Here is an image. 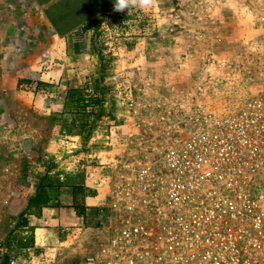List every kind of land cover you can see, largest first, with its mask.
Here are the masks:
<instances>
[{
	"label": "rangeland",
	"instance_id": "1",
	"mask_svg": "<svg viewBox=\"0 0 264 264\" xmlns=\"http://www.w3.org/2000/svg\"><path fill=\"white\" fill-rule=\"evenodd\" d=\"M226 1H232L238 12L226 16ZM114 2L14 0L21 37L10 40L5 32L1 33L0 52L4 53H0V59L6 60L10 68L26 43L34 41L42 46L43 70L41 78L29 79L38 85L18 87L15 94L19 95L10 98L0 87V262L16 256L25 258L27 264H78L88 248L97 246L101 225L109 215L100 207L103 201L95 208H86L83 215L66 202L59 204L63 208L59 238L71 243L59 249V263L49 262L46 252L32 245L19 246V239H25L19 235L25 228H19V217L38 184L43 179L53 185L72 182L67 180L63 164L69 153L62 150L68 138L66 132L62 134L66 128L62 126L71 120V113L70 107L60 101L70 95L68 86L76 76L67 75L69 71L55 73V69H62L67 48L75 53L74 63L96 67L93 80L103 67L107 99L119 90L122 102L134 107L133 118L125 128L128 133L123 139L118 132L114 136L121 138L118 141L125 155L116 158L108 169L112 173L108 184L116 179V168L121 169L122 163L136 157H158L171 141V127L178 116L194 104L224 109L241 104V92L264 90L257 87L264 83V0H155L147 9L124 12H115ZM214 10L218 19H214ZM94 19L99 21L97 29L84 30ZM34 31V39L26 35ZM50 36H57L61 42L55 61L46 51ZM12 43H16V49ZM77 45L83 48L81 53L80 49L75 51ZM56 63H60L58 67ZM135 64L138 67L134 69L140 72L135 77L139 88L132 86L131 77L118 88L106 83L116 69ZM50 72L55 76L43 78ZM76 89L75 96L78 90L86 95L89 92L87 86ZM139 91L145 96L138 97ZM33 93L45 97L42 108L30 99ZM134 98L142 102L135 104ZM89 139L81 137L84 143ZM84 197V193L78 195L79 207ZM27 248H33L34 255L25 257L22 251ZM41 253L45 255L43 262L36 257Z\"/></svg>",
	"mask_w": 264,
	"mask_h": 264
},
{
	"label": "built area",
	"instance_id": "2",
	"mask_svg": "<svg viewBox=\"0 0 264 264\" xmlns=\"http://www.w3.org/2000/svg\"><path fill=\"white\" fill-rule=\"evenodd\" d=\"M171 128L158 157L116 168L99 242L78 264H264V90L194 104Z\"/></svg>",
	"mask_w": 264,
	"mask_h": 264
},
{
	"label": "crops",
	"instance_id": "3",
	"mask_svg": "<svg viewBox=\"0 0 264 264\" xmlns=\"http://www.w3.org/2000/svg\"><path fill=\"white\" fill-rule=\"evenodd\" d=\"M13 3L14 0H0V38H2V34L4 32L6 33L5 38L10 40H15L21 37L20 33L17 32L18 29H20V27H17V24L21 25V22L16 20L19 19V16L13 9L14 6H16ZM226 3V7L229 10H227L226 16L234 15V13L238 12L235 11L234 7L236 5L232 4V1H226ZM216 12L217 10H214V19H218V14ZM26 35L28 37L32 36V39H34L36 32H26ZM50 39V47L46 48V51L48 52V55L51 54L50 56L52 61H55L54 59L58 57L57 51L59 50V45H61V42L58 41L57 36H50ZM40 45L41 43L36 45L34 41L29 44L26 43L24 52L22 55H19V58L17 57L13 60V64H11L10 68V65L6 64V60L0 59V87L3 89V91L8 93V97L11 95H19L17 93L15 94L18 87L28 84H34L35 86L38 85L37 82H31L29 79H39L42 76L41 72L43 69L40 63L43 56V50L42 46ZM12 48L16 49V43H12ZM70 49L71 48H67L66 50V57L64 58L65 62L61 64L62 69H55V73L60 71H65L68 73L69 71L67 75L76 76V78L74 77L73 79L74 81L70 83V86H68L69 90L71 91L70 95H65V98L62 97L63 99L60 101L63 105L66 102H72L71 99L76 97L74 94L76 93V88L79 89L86 86L89 87V92L86 97L90 96V94H92L91 88L93 84V77L96 75V67H93V65L91 66V64L89 65L88 63H74L73 56H75V53H72ZM78 49H80L81 53L83 48H79L77 45L75 51H79ZM9 51L12 53L13 50L11 47ZM170 51L171 50H169V52ZM0 53H4V50ZM32 54L35 55L34 59L32 58ZM87 58L88 57L86 56L85 60ZM56 64L58 67L60 63ZM135 67H138V65H128L126 68H123L122 66L121 68L116 69V71L109 77L106 83L110 85L114 84L116 85V88H118V85L122 84V81L131 77L132 86L135 85L136 88H139V84L135 77L139 76L138 74H140V72L134 69ZM52 73L53 72H50L47 74V76L45 73L43 78L52 75L55 76V74ZM140 87H144V85ZM257 87L263 88L264 83L257 85ZM74 89L76 90L74 91ZM241 93V96L246 99L250 96L258 94L259 92H256L255 94L252 92ZM141 94L142 93L139 91L138 97L145 96L144 94ZM32 96L34 98L32 97L30 99L35 101L34 103L36 107L42 108L46 102L45 97L37 93H33ZM121 98V92L119 93L118 90L117 93L107 99V103L104 107L106 113L109 115L97 123L98 125L93 129L90 139L87 143L82 142L80 136H68L67 142L64 144L65 147H62V150L64 152L67 151L69 156H67V159L63 164L68 173L67 180L71 179L72 182H67V184L55 183L56 185L54 184L52 187H50L48 189L51 197L50 207L44 208L40 217L29 216L28 226L19 232L21 237H31L33 239L32 246H34L39 251L46 252L49 262L59 263L61 261L59 259V249H61L64 244H71L70 241L65 242L59 238V215L62 213L61 210L63 209L59 207V204L63 205L64 202H66L65 204L68 206H73V204L77 203L78 201L77 193L82 192L85 196L83 205L86 208H95L96 206H99L105 196L107 184L109 182L108 177L111 178L112 175L108 169L111 168V165L113 166L112 163L116 160V158L125 155V150L119 141L121 138L123 139V135H125V133H128V129L125 131V128L127 127V123H129L133 118L134 107L132 106V108H129L128 105H125L122 102ZM141 98L143 99V97ZM137 101L139 103L142 102V100L136 99L134 101L135 104H137ZM68 106L70 105H67V107ZM70 119H72V116H70ZM65 127L66 125L62 126V129ZM108 127H110V129ZM132 131L133 128L131 132H129V134L131 133L130 136L132 135ZM64 132L66 131L63 130L62 134ZM116 132L122 134V137L114 138ZM80 169L81 171L79 172ZM65 197L68 198L65 200ZM70 209L73 210L72 207H70ZM71 220L73 222L75 221L74 219Z\"/></svg>",
	"mask_w": 264,
	"mask_h": 264
},
{
	"label": "trees",
	"instance_id": "4",
	"mask_svg": "<svg viewBox=\"0 0 264 264\" xmlns=\"http://www.w3.org/2000/svg\"><path fill=\"white\" fill-rule=\"evenodd\" d=\"M98 22V19L88 22L84 30L93 27L97 29ZM101 68L98 77L96 76L93 80L91 88L92 94H90V96L86 97L84 91L78 90L76 97L71 99L72 102L65 103L66 105H70L69 112L72 116L69 122L66 121L68 124H66L65 128L66 134L69 137L80 136L85 137L87 140L91 136L93 129L97 126V123L109 115L106 113L104 107L107 103L108 89L104 86V69L103 67ZM52 186L53 184L47 183L44 179L38 184L35 194L29 199L26 209L19 217V228L28 226V216L40 217L43 209L50 207L51 197L48 189ZM81 193L82 192H78L77 194L79 195ZM73 207L79 210L80 215H83L86 209L84 205L79 207L78 203H74ZM32 244L33 239L31 237L19 239L20 247L25 248ZM0 264H9V259L6 258L3 262H0Z\"/></svg>",
	"mask_w": 264,
	"mask_h": 264
},
{
	"label": "clouds",
	"instance_id": "5",
	"mask_svg": "<svg viewBox=\"0 0 264 264\" xmlns=\"http://www.w3.org/2000/svg\"><path fill=\"white\" fill-rule=\"evenodd\" d=\"M155 3V0H115L114 11L124 12L132 8L147 9Z\"/></svg>",
	"mask_w": 264,
	"mask_h": 264
}]
</instances>
